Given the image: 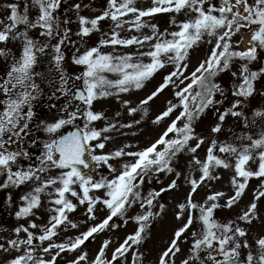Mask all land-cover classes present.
Listing matches in <instances>:
<instances>
[{"label": "snow or ice", "instance_id": "6c2138e0", "mask_svg": "<svg viewBox=\"0 0 264 264\" xmlns=\"http://www.w3.org/2000/svg\"><path fill=\"white\" fill-rule=\"evenodd\" d=\"M0 10L5 13L0 19V60L6 65L0 75V191H7L5 203L10 209L15 206L17 221L11 230L0 228V233H8L0 235V253L10 257L5 264H58L63 253L75 254L68 264H128L129 253L131 264H143L140 246L151 223L165 211V204L159 202L162 194L178 187L182 173L176 164L182 154L190 157L184 177L189 192L175 215L183 223L155 264H176L181 243L189 247L180 264H264V235L256 238L253 251L249 233L241 226L258 219L257 201L264 198V109H253L251 115L246 112L254 95L264 96V90L256 87L257 81L264 80V66L250 67L264 52V0H151L147 8L138 7L137 0H107L95 16L84 14L98 11L84 0H23L22 8L21 0H15L0 5ZM159 14H172V30L161 31L150 22ZM181 14L185 19L178 21ZM105 21L111 22L107 32L102 31ZM37 30L33 37L30 33ZM123 31L133 34L122 36ZM95 33L100 34L99 40L90 45ZM244 34H249V42L241 48ZM238 35L240 39L234 41ZM202 45L208 46L207 52L192 66L191 51ZM129 48L135 51H119ZM45 59L48 73L55 72L56 79L36 71ZM69 60L80 68L78 73L66 70ZM169 66L171 71L137 106L129 100L122 105L129 116L140 111L143 118L148 115L144 106L171 88L175 102L167 100L152 123L175 117L144 148L132 151L138 146L124 144L105 152L112 132L132 128L141 120L109 122L104 111L94 110V102L143 89ZM225 73L232 78L229 90L218 79ZM46 79L49 87L55 85L49 99L63 98L64 103L54 120L36 124L45 139L37 163L25 167L21 161H31L32 155L20 144L38 119L35 109L45 95L41 82ZM56 108L49 104V109ZM206 114H214L215 120L207 134H201L197 122L203 123ZM230 117L237 124L242 122V128L239 132L229 129L231 137L221 140ZM98 121L103 126L97 127ZM69 126L73 130L65 133ZM200 150L205 152L203 158ZM89 160L93 172L106 166L108 176L96 179L85 172ZM114 161H121L119 167ZM221 169L232 172L231 195L211 189L213 181L223 179ZM162 173L175 179L159 190L146 191L145 183L153 179L162 183ZM253 178L261 181V188L252 202L236 219H219L216 210L237 205ZM202 187H208L209 194L197 202L194 196ZM22 188L27 190L14 201L13 190ZM137 205L141 211L129 215ZM78 208L94 223L79 235L61 239L62 232L80 228L70 218ZM98 212L106 214L95 223ZM130 222L136 227L117 246L109 238L91 258L83 250L90 238Z\"/></svg>", "mask_w": 264, "mask_h": 264}, {"label": "rangeland", "instance_id": "374dc122", "mask_svg": "<svg viewBox=\"0 0 264 264\" xmlns=\"http://www.w3.org/2000/svg\"><path fill=\"white\" fill-rule=\"evenodd\" d=\"M9 2H15V0H0V5L9 3ZM85 3L91 4V6L98 11L92 12V11H85V15L89 16H95L99 14V10L104 9L107 6V0H84ZM137 6L141 8H147L151 6V0H137ZM23 7V0H21V8ZM5 13L0 10V19L4 18ZM33 17L35 16V9L32 10ZM172 18V14H159L155 18H152L150 20L151 23H155L159 26V29L163 31L164 29L168 28L169 30H172L169 25V21ZM148 19V18H146ZM185 19L184 15L181 14L177 17V20H183ZM102 24V31L107 32L111 27L110 21L101 22ZM73 28H75V25H73ZM145 32L148 30L145 29ZM33 37H36L38 35V30L30 33ZM122 36H131L133 33L128 31H123ZM138 35V34H137ZM100 37L99 33L93 34L91 37L89 44H95L98 42ZM240 36L234 37L235 40H239ZM249 42V34H244L243 36V42L241 43L240 47L244 48L248 45ZM208 46L202 45L200 47L195 48L191 51V65L195 66L197 62L204 58L206 52H207ZM83 51V49H81ZM103 51H112L110 48H105ZM121 52H134L135 48H129V49H120ZM72 49H68V55L71 56ZM240 62H235L236 66H238ZM44 64V63H43ZM46 67L45 65H43ZM264 66V52H261L259 55V61L254 62L250 67L255 70L256 68ZM42 65L38 66L36 68V71H41ZM66 70L69 73H78L80 71V68L78 66L72 65L70 60L65 65ZM6 71V65L3 60H0V75H2ZM46 77L49 79H56V73H47L46 69L42 70ZM168 71H171V67L169 66L166 69L161 70L160 73H157V75L149 82L146 83L145 87L140 90L133 89L129 93L121 94L119 98L117 97H108L107 99H101L96 102H94V110L96 111H104L105 114L109 118V122H119V123H133V121L139 119L141 120V123L139 125L133 124L132 128H124L121 129L120 132H112L111 135L113 139L107 144L105 152L115 150L116 148L122 147L124 144H132L138 147H133L132 151H136L139 149L144 148L146 145H148L150 142H153L158 135L161 133V131L166 127V125L170 122V119H173L175 117V114L171 118H167L165 121H163L159 125H154L152 123L153 119L156 115H158L165 107L167 100H173L174 96L172 89H166L164 93H162L158 98H156L154 101L150 102L149 105H146L148 109V115L143 116L142 118V112L138 111L136 114L129 116L128 111L125 107L122 105L123 100H129L131 101V106L135 107L139 104L140 100L144 99L148 94H150L151 91L154 90V88L162 81L163 75H166ZM109 78H115L111 75ZM219 79V82H221L226 90L230 89L232 78L230 73L222 74ZM43 83V82H42ZM42 89L44 90V97L41 99L40 103L36 107V112L38 119L32 123L30 126L33 127V131L30 129L29 135H32L33 137H36L38 135L40 143L45 139V135L42 131H39L36 127V124L39 122V120H54L56 118V111L55 109H49V104H56L57 108L59 109V106L62 105L60 103L61 99L59 100H50L49 95L51 92L55 90V85L52 87H49L47 79L42 84ZM256 87L258 89L264 90V80L257 81ZM229 99H231L230 91H227ZM59 95V94H58ZM175 102V101H174ZM225 107L228 106L227 101H225ZM253 109H264V96L261 95H254L253 98L250 99L249 107L246 109V112L248 115H251V112ZM177 110V113L178 114ZM119 112L120 116H116V113ZM215 120V115H208L202 117L201 122H197V132L201 134H207L209 125ZM97 127L103 126V122L98 121L96 122ZM71 127V126H70ZM69 128V127H68ZM67 128V129H68ZM242 128V122L241 124H237L233 118H228L225 125L223 134L220 136L221 140L229 139L232 135V133L229 131V129H233L237 132H239ZM65 129V130H67ZM63 130V131H65ZM31 132H34L35 134H31ZM121 133H127V135H122ZM135 133V135H133ZM199 156L203 158L205 155V152L203 150L199 151ZM190 159V157L186 154H182L178 158V162L176 164L177 170L182 173L180 180L178 181V187L175 190L169 191L167 193L162 194V197L160 198V203L165 204V211L162 216H159L151 223V227L148 230V234L140 246V251L144 254V261L143 264H155L157 257L160 253V251L166 247L167 242L172 238V234L175 229H177L179 226L182 225L183 221H178L175 219L176 211H177V205L179 203L185 202V198L189 192L190 186L185 181L184 177L187 175V162ZM117 167H119V164L121 161H114L113 162ZM255 167V166H253ZM220 175L223 177L220 181H213L211 184L212 191H223L227 193L228 195H231L233 193V190L231 188V185L229 183L232 172L229 170H219ZM96 173V179H99L101 176H108V170L106 166L97 167L94 171ZM55 174V173H53ZM198 176L199 173H196ZM111 178V177H109ZM160 181L162 183H157L156 179H153L151 184L145 183L144 188L145 190L155 189L159 190L161 187H166L168 183L172 179H175L174 175H164L163 173L160 174L159 177ZM261 188V181L257 180L255 178L251 179L249 181V185L245 190L244 195L241 197L240 202L237 205H234L231 209L221 208L216 210V215L221 220H228V219H236L238 215H240L243 210L246 209L247 205H249L253 200V194L257 190ZM27 189L22 188L19 190H13V199L14 201H18L19 195L26 191ZM19 191V193H18ZM7 191H0V208H3V210L0 209V213H3L5 216L2 217V214H0V228H7L11 230L16 224L17 221L14 219V211L15 206L13 208H9L7 204L5 203L6 197H7ZM209 194L208 187H202L198 190V193L195 194L194 199L197 202H203L206 195ZM226 199V198H225ZM225 199H221L220 203L224 204ZM83 208H78L76 213L71 214L70 218L73 219L75 222L80 224V228L77 229H69L67 233L62 232L61 233V239H66L68 236H76L79 235L80 232L85 231L89 226H91L93 221H87V217L83 214ZM141 211L139 206L137 205L133 209L130 210L129 215H135L138 214ZM106 213L105 212H98L97 213V221L95 223H98L101 218L104 217ZM257 215L258 219H254L253 222L250 225H245L241 223L242 227H245L249 233L247 239L249 240V243L253 244V251H255V244L254 241L256 238H258L261 235H264V198H262L260 201H257ZM186 218V217H185ZM82 221H86V223H81ZM116 223H121L120 221H116ZM136 227V225L132 222H130L126 227L122 226L119 229H116L115 231L109 232L105 231L104 233H99L96 235L95 239L92 240L90 238V241L86 242L85 245L82 246L84 251H87L89 253V257L95 255L96 251L99 249L101 243L105 239L111 238L113 240V247L117 246V241H122V239L127 235L130 234L133 229ZM0 235H8V233H0ZM190 240V237H189ZM180 247L182 249V252L177 255L176 257V264H180V261L185 257L187 254V250L189 247V244L181 243ZM246 251V250H245ZM15 255V253H13ZM111 255V249L109 250V256ZM75 254L73 253H63L61 254V257L58 258V264H68V261L74 259ZM10 257L8 254L0 253V264H5L6 260ZM131 253H129L128 257V264H131Z\"/></svg>", "mask_w": 264, "mask_h": 264}, {"label": "flooded vegetation", "instance_id": "af4514ba", "mask_svg": "<svg viewBox=\"0 0 264 264\" xmlns=\"http://www.w3.org/2000/svg\"><path fill=\"white\" fill-rule=\"evenodd\" d=\"M61 104L64 103V99H61L60 101ZM70 127V126H69ZM30 129L33 131V127ZM31 134H35L34 132H31ZM13 148L16 147V145H12ZM20 147L23 148L26 151H29L32 155V160L31 161H21V164L25 167L29 163L35 164L37 163L36 157L40 154L41 152V143L39 141L38 135L36 137H33L32 135H26L24 137V140L21 142ZM19 193V191H18Z\"/></svg>", "mask_w": 264, "mask_h": 264}, {"label": "water", "instance_id": "95a60500", "mask_svg": "<svg viewBox=\"0 0 264 264\" xmlns=\"http://www.w3.org/2000/svg\"><path fill=\"white\" fill-rule=\"evenodd\" d=\"M73 129L72 128H69V129H67L66 131H65V133L67 132V131H72ZM93 164V162L92 161H90L89 160V165H90V168L89 169H83L85 172H89L90 174H92L93 176H94V178H96V173L95 172H93L92 171V168H91V165Z\"/></svg>", "mask_w": 264, "mask_h": 264}, {"label": "trees", "instance_id": "16d2710c", "mask_svg": "<svg viewBox=\"0 0 264 264\" xmlns=\"http://www.w3.org/2000/svg\"><path fill=\"white\" fill-rule=\"evenodd\" d=\"M43 63H44V64H43ZM41 65H42V68H41V69H42V70L46 69V72L48 73V63H47V60H46V59L42 62ZM41 65H40V66H41ZM43 65H45L46 67H44ZM42 70H41V71H42ZM42 72H43V71H42ZM43 83H44V82H43ZM43 83L41 82V86H42ZM0 209L3 210V208H0ZM0 214H2V217L5 216L3 213H0Z\"/></svg>", "mask_w": 264, "mask_h": 264}]
</instances>
